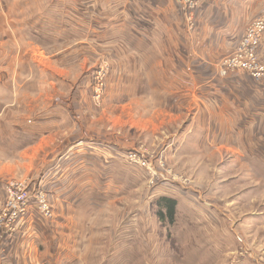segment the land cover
I'll return each instance as SVG.
<instances>
[{
	"label": "rangeland",
	"instance_id": "374dc122",
	"mask_svg": "<svg viewBox=\"0 0 264 264\" xmlns=\"http://www.w3.org/2000/svg\"><path fill=\"white\" fill-rule=\"evenodd\" d=\"M153 1L146 0L144 7L158 12L154 18L137 7L136 0L128 6L123 0L79 2L87 15L95 19L101 12L133 35L126 41L113 36L117 42L109 44L103 21L95 39H86L93 49L80 43L79 51L83 56V51H91L95 63L90 86L81 97V115L74 120L66 115L38 141L31 139L40 133L24 126L27 118L55 104L72 107L69 97L79 85V68L59 62L61 55L54 56L53 50L48 51L50 65L63 70L58 72L61 77L45 74L46 58L38 61L44 72L40 81L28 86L30 82L16 80L8 53L29 51L32 40L19 30L18 17L26 11L29 15L31 5L35 12L36 6L33 0H0V215L10 189L25 193L23 213L14 218L20 227L29 207L38 212L35 199L41 195L40 201L51 209L47 218L38 214L63 238L50 244L74 251L77 264H264V30L252 48H242L246 31L264 20V0H194L191 8L180 0ZM48 2L38 0V8ZM141 39L152 41L153 51L137 50ZM232 59L237 61L234 70L220 72L225 61L232 66ZM100 67L106 74L95 103L91 84ZM189 69H204L222 80L231 76L225 82V110L205 91L173 89L179 81L167 79ZM237 80L242 81L234 84ZM95 139L111 140L112 154L127 164L126 169L120 163L114 166L121 185L115 184L118 190L112 196L96 197L103 202L95 211L63 210L66 217L82 218V225L75 231L68 224L69 232L61 231L51 221L57 216L51 200L57 204L69 198L49 193L40 179L76 140ZM163 196L176 200L171 225L156 213V202ZM16 231L2 224L0 234ZM70 232L80 236L72 241ZM49 242L42 240L38 259L52 252Z\"/></svg>",
	"mask_w": 264,
	"mask_h": 264
},
{
	"label": "crops",
	"instance_id": "0c3cea01",
	"mask_svg": "<svg viewBox=\"0 0 264 264\" xmlns=\"http://www.w3.org/2000/svg\"><path fill=\"white\" fill-rule=\"evenodd\" d=\"M80 1L82 0H50V2L46 4V7L44 5L43 8H38V0H33L36 6L35 12L31 5L30 8L33 13L30 12L29 15H26V13H28L26 11L25 13L23 12L25 15H20L18 17L22 18V20L18 22L19 30L24 32L25 35L27 34V37L32 41L31 46L28 49L29 51H19L18 53L17 49L11 50L8 53V55H11V61L9 59L10 74L13 71L12 75L16 80H23L25 83L30 82L27 83V85L33 86V84L40 81V76L44 75V72L46 75H57L58 77H61L58 75V72H62L63 70L60 71L56 66L53 67V65H50L52 58L50 59L48 51L53 50H56L54 56H57V54L61 55L57 58L59 62L63 61L74 67L78 66V73H80L77 80L79 85L76 86L77 89H75L76 91L73 92V95H70L69 97V102L72 107L66 105L67 103L55 104L49 109L43 108L41 111H38L31 116L29 115L25 122L26 124H24L25 128L27 130L36 129L40 133V135L31 140H42L45 137L43 135L47 134L53 127L59 126L60 122L66 118V115L69 114L70 118L73 120L74 118H78L76 115H81V97L84 96L85 89L90 86L89 82L92 76L91 69L94 67L95 63H93V60L91 59V57H93L91 51H83L86 53V56L84 55V57L82 55L79 51V49H81L80 43H88V46L93 49L90 45L91 42H88L86 39L94 38L93 35L99 33L98 28L103 25V21L104 24L108 26L103 33L106 35V38L109 36L107 43L114 44L117 42L116 40H113V36H122L125 41L130 38V31L126 33V31L120 26L112 24V21L106 20L108 17L103 16V13L99 12L100 14H97L95 19L94 16L87 15L89 12L82 9V6L79 4ZM123 1H125V5L128 6V1L131 0ZM136 1L138 2L137 7H144V2L146 0ZM156 2L157 1L154 0L151 4L154 5ZM144 8L145 13L149 18H154V15L158 14V12L151 13L152 10L148 9L146 6ZM0 9H2L1 5ZM126 11L129 12L128 10ZM141 11L142 10H138L140 13ZM1 12L3 11L0 10V20L2 18ZM175 12L178 11L175 10ZM128 16L129 14L127 17ZM118 19L122 20V18ZM128 26L129 20H127L126 27ZM118 38L120 39V37ZM151 42L152 41H145L143 39L139 40L137 50L141 49V51L146 52V50L149 51V49H152L153 51ZM131 43L134 44V41ZM115 45L116 47L118 46L117 44ZM33 48L38 51H35ZM73 48L75 50H73ZM159 48L161 49V46H159ZM54 52L51 53L52 56ZM39 53H42V56H40ZM153 55L154 53L151 54V57ZM46 58L49 62V67L46 69H44V67L42 69L44 72H42L40 68L43 66L40 65L43 64H39L38 61L42 60L43 62ZM77 60L78 63L76 62ZM205 71H207L206 68ZM57 76H54L53 79H59ZM180 76L181 77L175 75V77L170 80L167 79V81H175L176 83L179 81L177 85H173L175 91L179 90L182 92L183 89L184 91H192L191 93H194L195 91L203 93L205 91V95L217 101L218 108L220 106L222 110H225L223 104L226 91L225 82L231 76H226V78H224L225 80H222L214 75V73H205L204 69L203 71L200 70L196 72L190 71L189 69L188 72L180 74ZM162 79L163 77H160V80ZM241 81L242 80H237L234 84ZM157 82L160 85L159 88L162 89L158 80ZM1 99H3V97L0 94V101L2 102ZM78 99L80 104L78 103ZM80 119L81 121L83 120L82 118ZM110 142L111 140L101 139L76 140L71 147H68V149L58 156L57 163H51L47 167V169L50 168L48 172L45 170L43 171L40 179L41 185L50 189V192L48 191L49 193H62L66 194V197L69 198L68 200H61L57 204L54 202L53 198L51 200L53 203V210L59 208L55 211L57 216L51 221L52 224L55 223L61 231L66 230V232H69L66 229V225L68 224H71V227L73 229L75 228V231L78 229L81 230L80 225H82V218L76 220V218L71 217V215H67L66 217V213H63V210L67 208L78 210L81 207H85L87 209L86 212H88V210L89 212H91V210L95 211L96 208L102 204L101 202H103L102 200L95 199L96 197L101 198L106 197L107 195L112 196L113 191L118 190V187L115 186V184H118L119 181L115 179L117 174H115L114 166L120 163L123 165V168L126 169L127 164L120 157L112 154V145H110ZM56 168L57 172L55 173L54 170ZM45 180L47 182H45ZM115 181L117 183H115ZM122 181L123 180L120 182ZM118 185L121 184L119 183ZM119 191H122L120 187ZM68 194L71 195L69 196ZM55 204L57 207H55ZM60 214L65 215V217L60 216ZM75 214L76 211L74 215ZM48 222L51 223L49 219L46 220L45 218L40 217L35 210V207H29V212L25 215L20 227H17L15 233L11 236L0 234V264H77L76 259L78 255L75 254L74 251L60 248L61 246L59 247V245L56 244L53 247L52 244H50L52 242L60 243L63 238L57 234L55 229L49 230L50 225ZM68 234H71L69 237L72 241L80 236V232H70ZM43 239H45L46 242L50 239V245H48L51 247L50 249L52 252L49 255L41 256L38 259V253L43 246ZM101 257H105V254ZM95 264H98V260H96Z\"/></svg>",
	"mask_w": 264,
	"mask_h": 264
},
{
	"label": "built area",
	"instance_id": "2783aa9c",
	"mask_svg": "<svg viewBox=\"0 0 264 264\" xmlns=\"http://www.w3.org/2000/svg\"><path fill=\"white\" fill-rule=\"evenodd\" d=\"M193 1L194 0H180L179 2L181 4H183V6L185 8H191L195 2V1L194 2ZM187 19L190 20L189 17H187ZM263 30H264V20L258 19V21L246 31V35H245V38L243 40L244 47H242V48L244 50H248V46H250L249 49L252 48L254 42L259 37L260 32ZM229 61H230L229 63H231L232 66L228 67V65L226 64V61H225L224 64L221 65V67L219 68L220 72L221 71L227 72L228 70H234V68H235L234 65L236 64L237 61L235 59H232ZM247 68H251V67H247ZM105 74H106V69L103 67H100L98 70H96V72L94 74L93 81L91 84V92H92V100L95 103H98V100L102 96ZM257 78H259V77H257ZM257 78H253V79L257 80ZM132 154L136 155V153H132ZM142 159H143V157H142ZM146 168L150 172H152V167L147 166ZM15 191H17V190L12 191L10 189L9 200L6 203V206L4 208L3 213L0 215V229L2 228V224H4L5 228L10 232L15 231L17 228V226H16L17 221L14 222V218L15 217L18 218V216L23 213L24 202L26 199L25 193H21V195H20V194H17ZM35 200L38 204V208H37L38 212L43 217L47 218L50 215V210L47 211V209H51V206H49V204L47 202L46 203L48 205H46L45 202L40 201V200H42L41 195H40V198H37Z\"/></svg>",
	"mask_w": 264,
	"mask_h": 264
},
{
	"label": "trees",
	"instance_id": "16d2710c",
	"mask_svg": "<svg viewBox=\"0 0 264 264\" xmlns=\"http://www.w3.org/2000/svg\"><path fill=\"white\" fill-rule=\"evenodd\" d=\"M157 216L160 221H167L169 225L174 223V212L176 206V200L170 197H160L157 202Z\"/></svg>",
	"mask_w": 264,
	"mask_h": 264
}]
</instances>
